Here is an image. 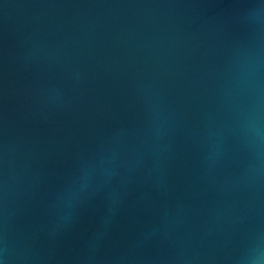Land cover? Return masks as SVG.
<instances>
[{"label":"water","instance_id":"1","mask_svg":"<svg viewBox=\"0 0 264 264\" xmlns=\"http://www.w3.org/2000/svg\"><path fill=\"white\" fill-rule=\"evenodd\" d=\"M0 264H264V0H0Z\"/></svg>","mask_w":264,"mask_h":264}]
</instances>
